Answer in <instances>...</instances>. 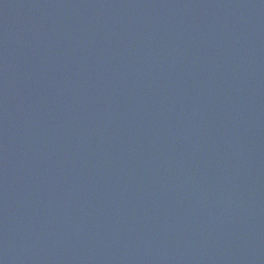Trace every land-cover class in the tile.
<instances>
[{
    "label": "water",
    "instance_id": "water-1",
    "mask_svg": "<svg viewBox=\"0 0 264 264\" xmlns=\"http://www.w3.org/2000/svg\"><path fill=\"white\" fill-rule=\"evenodd\" d=\"M0 264H264V0H0Z\"/></svg>",
    "mask_w": 264,
    "mask_h": 264
}]
</instances>
